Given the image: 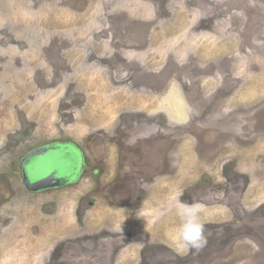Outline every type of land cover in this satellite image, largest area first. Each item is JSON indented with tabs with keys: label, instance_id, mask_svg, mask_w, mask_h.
I'll use <instances>...</instances> for the list:
<instances>
[{
	"label": "rangeland",
	"instance_id": "obj_1",
	"mask_svg": "<svg viewBox=\"0 0 264 264\" xmlns=\"http://www.w3.org/2000/svg\"><path fill=\"white\" fill-rule=\"evenodd\" d=\"M0 264H264V0H0Z\"/></svg>",
	"mask_w": 264,
	"mask_h": 264
},
{
	"label": "water",
	"instance_id": "obj_2",
	"mask_svg": "<svg viewBox=\"0 0 264 264\" xmlns=\"http://www.w3.org/2000/svg\"><path fill=\"white\" fill-rule=\"evenodd\" d=\"M50 149L51 148H47V147L38 148V149L32 150L26 156L23 157L24 158L23 167L26 168L27 173L28 172L31 173V176H27L25 179L26 184L30 190L37 191V190H41L47 187H55V186H59L60 184L66 183L71 180L72 173H68V172H65L66 174L64 172H63L64 174L56 173V171L54 172L50 170L49 165L48 166L46 165L44 170H35L36 164L34 163L36 159L41 158V157H47L45 155L48 154ZM27 161H29L28 164H26ZM35 173H42V174L35 178L34 176Z\"/></svg>",
	"mask_w": 264,
	"mask_h": 264
},
{
	"label": "flooded vegetation",
	"instance_id": "obj_3",
	"mask_svg": "<svg viewBox=\"0 0 264 264\" xmlns=\"http://www.w3.org/2000/svg\"><path fill=\"white\" fill-rule=\"evenodd\" d=\"M58 142V141H57ZM57 142H54V144L55 143H57ZM53 144V143H52ZM53 144V145H54ZM51 146V145H50ZM48 147V146H47ZM50 148V147H49ZM51 150V149H50ZM45 156H47V157H41V158H38V159H36V161H35V163L34 164H36V167H35V170H44V168H45V166H46V164L43 162V163H40L39 162V160L40 159H44V160H47L48 158H50L49 157V155H45ZM21 158H23V157H21ZM23 160H24V158H23ZM29 163V161H27L26 162V164H28ZM65 165V164H64ZM77 165V164H76ZM21 169H22V174H23V179H24V183L26 184V181H25V179H26V177L27 176H31V173H27V171H26V168L25 167H23V161H22V165H21ZM74 173H76V170H75V172ZM66 174V173H65ZM123 176V175H122ZM128 178V177H127ZM72 181L70 180V181H68V182H66V183H62V184H60L59 186H55V187H60V186H64V185H66V184H69V183H71ZM144 184H145V182H143V183H141V186H140V188H142L143 186H144ZM27 185V184H26ZM51 188H54V187H47V188H43V189H41V190H48V189H51ZM143 189V188H142ZM30 190V189H29ZM41 190H37V191H33V190H30V191H33V192H38V191H41ZM223 194H224V192H222Z\"/></svg>",
	"mask_w": 264,
	"mask_h": 264
},
{
	"label": "crops",
	"instance_id": "obj_4",
	"mask_svg": "<svg viewBox=\"0 0 264 264\" xmlns=\"http://www.w3.org/2000/svg\"><path fill=\"white\" fill-rule=\"evenodd\" d=\"M92 23H93V21H92Z\"/></svg>",
	"mask_w": 264,
	"mask_h": 264
}]
</instances>
